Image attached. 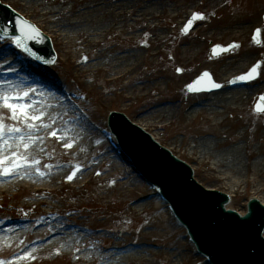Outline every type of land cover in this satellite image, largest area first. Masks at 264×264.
<instances>
[{
	"label": "rangeland",
	"instance_id": "rangeland-1",
	"mask_svg": "<svg viewBox=\"0 0 264 264\" xmlns=\"http://www.w3.org/2000/svg\"><path fill=\"white\" fill-rule=\"evenodd\" d=\"M153 1L158 4L157 10L159 11V9H161V12L165 14V6L167 11L169 6L174 10H178L176 14L177 18L174 19L173 22L181 18L185 12H189L190 8H196L200 14L206 16V18L208 17V20L203 19L195 24V27L202 24H209L208 27L202 28L200 32H208L210 30L219 31L229 27L245 29L236 39L223 41L214 40L211 43H205L202 45L201 58L195 59L187 66H184L179 60V48L182 45H188L192 41L189 34L182 35L178 31V28L176 29V24H168L166 27L161 25L160 27L149 29V32H156L158 29H160L161 32H169V37L162 44V48L157 50L158 55L155 60V65L150 59L143 63L144 61L140 58L144 52H149L146 51V46L150 44L147 37L141 40L132 38L130 41H127V38L134 34L125 31L121 34H110L105 39L104 44L97 45V51H102L106 56L114 54L120 55L123 53H119L120 50L130 46L129 49L136 53L141 62L139 67L143 69L145 66L146 68V70H144L145 72L142 74L138 71L140 75L149 77L153 72H165L167 75L171 76V79L168 77L166 78L169 82H167V87L164 89V92L151 95V99L152 101H164L165 103L174 104L178 118L176 117V120L163 129L157 126V131L154 132L153 128H148L146 132L154 133L159 136L162 142L161 144L166 147H171L178 141L182 142L180 152L175 154L180 157V160L187 162V164L192 165V167L196 169L194 174L195 180L207 189L225 192L218 180H214V178L205 175L208 173L206 169L207 166L196 164V162L187 157V150L190 146L197 143L199 138L204 137L203 135L207 130L213 131L211 135L216 134V132L218 134H223L221 132L227 130L228 134L226 136L231 138L235 135V131H238L236 123H242L245 117L239 112V115L226 113V119L223 124L219 127H214L203 119L205 113L202 111L192 122L186 121L183 118L185 111L194 103L201 102L204 99V94H189L184 90V86L189 84L190 81L203 71L209 72L212 78L219 82L220 66L217 63L219 58L224 59L229 56L234 59L245 58L249 56L248 53L256 54L259 52L258 48L256 49L250 44V29L253 25L260 22L261 14H264V0H228L227 3L220 6L221 9L219 8L220 10L213 16L210 12L208 16L203 13L209 11L207 9V4L210 0ZM1 2L11 6L20 14L34 21L44 32L52 35L49 32L51 31L50 24L53 19L42 14L44 8L48 6H25L24 0H1ZM72 2H75L73 7L71 5ZM113 2L132 4L129 19L133 20L140 10V7L142 8L146 4L149 5L151 0H57V3L52 7H59L75 12L77 6L81 5V3L83 6H94L97 4L109 5ZM250 22L253 25L248 26ZM56 35H58V33ZM88 39L86 35L81 34L74 37L71 42L65 44V41L61 38L52 37L54 46L58 52V59L56 63L49 68L38 67L33 64L31 60H27L11 41H7L3 45H0V52L6 55L7 60H10L12 55L20 57L21 61L26 64V72L37 76L40 78L41 82L47 79L48 84L52 86L53 89L66 92L74 97L79 103L80 109H82L81 113L75 109H73L74 112H71V114H67L65 111L62 112V123L69 124L70 127V130L67 132L69 137H71L70 139H66L67 136L65 133L63 136H60L59 131L62 130L61 128L53 129L55 121L58 120L59 117L46 121L48 119L46 115H36L27 109L29 116L36 115L41 118L36 121H28L34 124V128L32 129V140L28 141V149L19 152L20 161L24 162V164L27 163V166L34 170L37 176H42L37 173V168H39L40 173L45 175L49 170L54 169L56 171L61 167L68 170V176L71 175L73 178L71 180L67 179V177L63 178L59 185L55 184V192L52 193L51 197V193H49L46 198H42V200L52 202L53 208H55V211L52 213H48L49 210L46 207L36 208L34 206L32 208H24L23 203H27L25 200L28 198V194L25 193L24 190H13L5 196L0 195V222L5 224L7 221H11L14 225L24 226L27 222L39 219L40 216L38 214L44 211L49 218H53V216L58 217V219H62V222H64V219L66 221H71L72 219L74 223L72 228H74V231L81 230L85 235L90 237L89 241L86 242L88 248L97 245L99 248H102V250H105V252H107L109 247L113 244L116 245L118 252H122L124 247L132 249L136 247L137 249L143 248L148 250L145 255L148 261L147 263L149 264H206L202 258L194 254L192 246L188 244L184 238V230L176 225L169 214L167 215L165 205H162L158 201L155 194L145 191L142 182L137 180L138 186L135 190L124 191L123 193L113 187L114 181L111 180L103 183L101 180L97 179L103 178L104 173L102 169L109 167V160L102 162V164L97 161L104 153H108L111 160L117 159L116 162L122 166V170L125 174L123 180H127L126 177H133L132 170L128 166L121 164L120 159L116 157L114 152L105 144L103 137L99 133L100 128H106L108 112L114 111L124 113L129 120L137 122V119L139 120V117L151 106L148 97L140 98L134 102L132 101L131 105L124 104L118 95V93H120V84L116 83V85H114V83H106L105 77L101 73L86 74L85 76L87 79L93 82L92 87L87 86L85 83L86 77L81 78L69 62L70 60L79 59V54L85 55L84 53L87 51V47L82 46V42ZM229 43H235L238 47L221 55L222 57L211 56L210 52L212 46L215 44L226 46ZM151 48L153 52L158 47ZM129 49H127V51H129ZM18 65L19 64H16L17 67L13 68V72L19 69ZM261 81H264V59L262 74L254 85ZM37 87L38 84H35L32 89L35 90ZM225 87H227V84L224 85V88ZM51 94L53 93L51 92ZM53 96L57 103V101H59L57 100L58 97L56 94H53ZM24 104L27 103L24 102ZM246 105L247 109L249 107L246 111L249 113V118L246 121L245 127H248L249 130L242 138H237V141L239 139L243 160L252 164L253 159L264 156V139H261V133L264 130V122H262L263 124L261 125L260 123L253 122L251 115L257 117H260V115L252 111V104L250 101L247 102ZM9 116L10 113L8 110L0 107V117L3 118V123L5 125L22 126L9 119ZM79 119L83 126H80V124L76 126V124H74V120L77 121ZM82 130H86L88 134L83 136L79 133ZM53 131L56 132V136L51 135ZM226 136L224 138H226ZM84 138L85 142L82 141ZM80 142H83V145H80ZM68 143H71L72 147H65ZM228 144L230 143L225 142L224 145ZM245 145L248 151H250L252 147H255L258 149V152L256 150L251 156L246 157L243 151ZM34 146H36V150L39 151L36 156L31 155V149ZM26 155L30 158L26 159ZM9 158H12V156ZM35 161H39V163L37 164ZM99 161L102 160L100 159ZM82 165H88L92 168L96 167V169L92 175L91 173L88 175L89 171L86 170L87 172L85 175L79 180H76L77 185L73 189L71 188V181L76 177L78 172L81 171ZM243 175H245V178L242 182ZM252 175V172L249 170L242 172L239 176L240 189L236 194H232V201L230 203V208L233 210L242 212L245 208L246 200L253 196V184L251 183L253 178ZM116 179L118 178L116 177ZM128 180L131 181L133 179L130 178ZM246 181H248L247 185L245 184ZM255 184L261 186L260 192H257L256 195L258 197L264 196V173L259 179H255ZM136 200L138 201L135 202ZM141 203H145L144 209L140 210L139 208H135ZM40 209H42V211ZM65 225H67V223H65ZM30 239L29 235H25L9 245L0 247V260L13 262V259L21 254L23 249L29 248L28 243ZM81 255L82 253H79L77 256ZM20 262L25 264H87L85 260L75 262L73 258L63 254L60 256L50 254L35 260L23 259Z\"/></svg>",
	"mask_w": 264,
	"mask_h": 264
},
{
	"label": "bare ground",
	"instance_id": "bare-ground-1",
	"mask_svg": "<svg viewBox=\"0 0 264 264\" xmlns=\"http://www.w3.org/2000/svg\"><path fill=\"white\" fill-rule=\"evenodd\" d=\"M225 1L227 2L228 0H210L207 4V9L209 11H205V13L208 14L210 12L216 14ZM75 2L71 3L72 7ZM55 3H57V0H24L25 6H48L44 8L42 14L53 19L50 24L51 31L49 32L52 35L48 34L51 39L52 37L61 38L65 41V44H67L71 42L74 37L81 34L89 38L87 41L82 42V46L87 47V51L84 53L85 55L79 54V59L70 60L69 62L81 78L86 77V74L101 73L104 75L106 83H114V85H116V83L120 84V93H118V95L124 104L131 105L132 101L134 102L140 98L148 97L151 107L145 110L144 114L139 117V120L137 119V122H134L137 126L143 127L145 130L153 128L155 132L157 131V126L163 129L178 118L174 104L165 103L164 101H152L151 99V95L164 92V89L167 87V82H169L166 78L168 77L171 79L170 75H167L165 72H153L149 77L140 75L145 72L144 70H146V68L145 66L143 69L139 67L141 62L136 53L129 49L130 46L120 50L119 53L123 52L120 55L114 54L106 56L102 51H97V45L104 44L108 35L114 33L121 34L125 31L134 34L133 36H130V34L127 41H130L132 38L141 40L147 37L150 44L146 46V51L149 52H144L140 58L144 61L143 63L150 59L155 65V60L158 55L157 50L162 48V44L169 37V32H161L160 29L156 32H149V29H154V27H160L161 25L166 27L168 24H176V29L180 28L191 11H193V8H190L189 12H185L181 18L173 22V20L177 18L176 14L178 10H174L169 6L167 11L165 6V14L161 12V9H159V11L157 10L158 4L153 0H151L149 5L146 4L142 8L140 7V10L133 20L129 19L132 9V4L130 3L113 2L109 5L97 4L94 6H83L81 3V5L77 6L75 12L59 7L53 8L52 6ZM208 26L209 24L207 23L206 25L202 24L194 27L192 31L188 33L192 42L186 46L180 43L182 46L179 48V60L184 66H187L197 58H201L202 45L205 43H211L214 40L223 41L236 39L239 34L244 31L242 28L236 29L237 27H229L219 31L210 30L208 32H200L202 28ZM55 33H58V35ZM156 46L158 48L152 52L153 49L151 47L155 48ZM127 49H129V51H127ZM248 54L249 56L245 58L234 59L231 58V56L224 59L219 58V60H217L220 66L219 83L226 84L231 78L243 74L256 59L255 54ZM14 67L17 66L11 62V58L7 60L6 55L0 52V85L3 86L0 88V93L7 92L9 95L22 96L25 91H29L33 88V84L25 76L21 75L20 72H13ZM5 82H11V85ZM85 83L87 86L92 87L93 82L88 80L87 77ZM47 84L48 80L45 79L43 86H38L35 92H29V96L22 99L20 103L26 102L27 105H31L28 109L33 114L41 115V113H43L46 115L48 118L46 121L59 117V119L55 121L53 129L61 128L62 130L59 131L60 136H63L65 133L67 136L66 139H70L71 137L67 134L70 130L69 124L62 123L61 118L63 117V111L67 114H71L72 110L65 105L56 103L53 95L50 93V89L46 86ZM260 94L264 96V81L252 86L251 91H247L245 87L231 88L228 86L219 91L203 95L204 99L201 102L194 103L191 107L187 108L183 118L186 121L192 122L194 118L203 111L205 113L203 119L211 126L219 127L226 119V113L231 115H239L240 113L245 117L242 123H236L238 131H235V135L231 138L226 136L228 134L227 130L221 132L223 134H218L216 132L214 135H211V133H213L212 130H207L203 135L204 137L199 138L197 143L188 148L187 157L196 162V164L207 166L206 169L208 173L205 175L214 178V180H218L223 186L224 193L230 198L232 194H236L240 189L239 176L241 173L250 170L253 174L251 180L253 184L252 195L258 198L264 205V196L258 197L256 195L257 192H260L261 186L255 184V179H259L264 173V156H260L258 159L255 158L256 160L253 159V163L251 164L243 160L242 150L239 146V139L242 138L244 134L246 135L249 130L248 127H245L246 121L249 118V113L246 112L249 107L247 109L246 103L251 101L250 98L252 96L254 97V95L257 96ZM263 103L264 101L260 99L257 103L261 105V111H256V106L253 109L254 113L261 116L257 117L251 115L253 122L260 123V125L264 122ZM74 124H76V126L77 124L83 126L79 120H74ZM79 133L83 136L88 134L86 130H82ZM150 134L155 142L162 143L159 136L154 133ZM225 136L226 138H224ZM237 138H239L238 141ZM261 139H264V130L261 133ZM82 141L85 142V138L82 139ZM225 142L230 144L224 145ZM0 143H2V141H0ZM18 143V141L10 139V147H5L0 151V159L4 156L11 157L12 152H22L24 148L22 145L17 148L16 145ZM80 145H83V142H80ZM181 146L182 142L178 141L171 147H167V149L171 150L173 154H178ZM256 150L258 152V149L252 147L250 151H248L246 145L243 149L246 157L251 156ZM31 153L32 156H36L39 153V151L36 150V146L31 149ZM29 158L30 157L26 155V159ZM100 159L102 161H99ZM15 160L14 157L9 158L0 166L9 167ZM106 160L110 161L109 167L102 169L104 177L97 179L101 180L103 183L111 180L114 181L113 187L123 193L124 191L127 192L137 188V180L130 181L127 177V180H123L125 174L122 170V166L116 162L117 159L111 160L108 153H104L97 159L101 164ZM21 163L24 166L19 168L14 175L0 176V195L5 196L13 190H24V192L28 194V198L25 200L27 203H23L24 208H32L34 206L36 208L46 207L49 210L48 213L54 212L55 208H53L52 202L42 200V198H46L49 193H51V197L52 193L55 192V184L59 185L63 178L68 177L69 171L59 167L56 171L51 169L45 175L37 176L34 170L27 166V163ZM191 168L195 174L196 169L192 166ZM95 169L96 167L92 168L88 165H82L81 171H79L76 177L71 181V188H75L77 185L76 180L82 178L87 172L86 170L89 171L88 175L90 173L92 175ZM116 177L118 179H116ZM242 178L243 182L245 175H243ZM247 183L248 181L245 182L246 185ZM137 201L138 200L135 202ZM144 204L145 203L138 204L135 208L142 210L145 208ZM40 210L42 211V209ZM38 215L40 216L39 219L25 224L24 226L14 225L11 221H7L5 224L0 222V247L9 245L13 241L25 235H29L31 238L28 243L29 248L23 249L22 253L16 257L24 256L25 252H27L28 260H35L50 254L56 256L63 254L73 258L75 262L85 260L87 264H149L147 263L148 261L145 255L148 250L143 248L137 249V247L134 248L137 250H134L124 247L122 252H118L115 244L111 245L107 252L97 245L88 248L86 242L89 241L90 237L85 235L81 230L74 231V228H72L74 225L72 219L71 221H66L64 219V222H62V219H58V217L53 216V218H49L44 211L40 212ZM65 223H67V225H65ZM30 230L34 231L31 232ZM79 253H82V255L77 256ZM21 260L23 259L15 258L12 264H25L21 263Z\"/></svg>",
	"mask_w": 264,
	"mask_h": 264
},
{
	"label": "water",
	"instance_id": "water-1",
	"mask_svg": "<svg viewBox=\"0 0 264 264\" xmlns=\"http://www.w3.org/2000/svg\"><path fill=\"white\" fill-rule=\"evenodd\" d=\"M221 51L214 50L215 53ZM109 127L135 169L158 188L199 252L211 264H264V240L261 238L264 207L252 200L243 217L226 211V196L204 191L192 180L187 166L154 144L148 135L123 116L112 114Z\"/></svg>",
	"mask_w": 264,
	"mask_h": 264
},
{
	"label": "snow or ice",
	"instance_id": "snow-or-ice-1",
	"mask_svg": "<svg viewBox=\"0 0 264 264\" xmlns=\"http://www.w3.org/2000/svg\"><path fill=\"white\" fill-rule=\"evenodd\" d=\"M196 19H203V16L201 14H193V17L188 20L187 25L185 26L184 31L187 32L188 28L191 27L192 23ZM31 27V25H29ZM34 30V29H33ZM35 31V30H34ZM256 35H259V29H257ZM255 35L253 39L255 40ZM17 47H21L23 44L22 40H16L15 41ZM238 47V45H236ZM25 51L27 49L25 48ZM179 71V70H178ZM257 72V66H254L250 69V71L244 75H241L237 77L236 79L240 81H248L253 79V74ZM205 76H207V73H204ZM6 84L11 85V82H5ZM3 86L0 85V88ZM213 88H219L220 85L218 84H213ZM29 92H35L34 89H30L29 91H25L22 96L20 95H9L7 92L0 93V107L3 109H7L8 112L10 113V116L8 117L12 121L17 122V124L22 125V126H12V125H5L3 123V118L0 117V151H2L5 147H10L9 145V140L14 139L18 141L19 143L16 145L17 148H19L21 145L24 149L29 148V142L32 140V129L34 128L33 123H29L28 121H36L39 120L41 117L36 116V115H28L27 109L31 105H27L24 103H20V101L26 97L29 96ZM261 101H264V96L260 98ZM261 105L257 104L256 105V111H261ZM43 115V113H41ZM23 118V119H22ZM47 126V125H45ZM52 136H56V132L53 131L51 133ZM65 147H72L71 143H68L65 145ZM11 156L14 158H17L9 167H0V176H8V175H14L17 170L24 165L21 163L19 159V153L18 152H12ZM8 156H4L2 159H0V165H3L6 160H8ZM35 163H39V161H35ZM47 167V165H46ZM79 170V169H77ZM37 173L43 175V173H40L39 168H37ZM73 177L70 175L67 177V179L71 180ZM28 258V253L25 252L24 256L21 257H16V259H27ZM0 264H12V261H6V260H0Z\"/></svg>",
	"mask_w": 264,
	"mask_h": 264
},
{
	"label": "flooded vegetation",
	"instance_id": "flooded-vegetation-1",
	"mask_svg": "<svg viewBox=\"0 0 264 264\" xmlns=\"http://www.w3.org/2000/svg\"><path fill=\"white\" fill-rule=\"evenodd\" d=\"M250 32H252V31L250 30ZM260 32H261L260 33V43L257 45H254V46L258 48L260 54H264V33H262V32H264V28H263L262 24H261Z\"/></svg>",
	"mask_w": 264,
	"mask_h": 264
}]
</instances>
